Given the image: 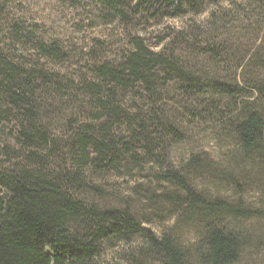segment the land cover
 Listing matches in <instances>:
<instances>
[{"label":"rangeland","instance_id":"obj_1","mask_svg":"<svg viewBox=\"0 0 264 264\" xmlns=\"http://www.w3.org/2000/svg\"><path fill=\"white\" fill-rule=\"evenodd\" d=\"M120 1V6L109 7L88 0H0V56L36 74L45 71L47 77L46 84L38 78L33 86L37 99L49 98L42 103L41 124L42 131L52 135L48 149L54 154L43 168L57 178L71 172L69 148L81 135V124L90 125V106L68 89L89 79L95 65L123 63L136 41L187 73H203L207 83L217 79L242 92L232 99L212 96L202 104L203 98L196 101L185 95L182 80L170 77L167 82L168 72L159 71L152 82L153 95L135 87L124 100L117 99L120 111L144 117L155 156L131 151L129 155L138 154L134 164L123 153L118 170L108 168L101 175L84 171L70 191L98 208L126 210L143 230L157 236L166 233L186 248L196 239L199 223L196 215L185 218L179 187L163 180L170 169L208 200L239 203L253 212L251 218L225 222L243 237L236 264H264V141L261 155L243 153L225 129L226 119L212 108L219 106L227 116V109L235 105L240 111L264 106V5L197 0L198 13L183 9L173 16L178 0ZM37 45L52 50L53 56L43 58ZM13 120L0 126V170L27 164V153L22 154L14 138L18 124ZM128 129L121 122L111 136L129 138ZM34 154L39 159L49 155ZM155 157L163 158L164 165ZM124 239L102 241L97 263L130 264L140 240L135 235Z\"/></svg>","mask_w":264,"mask_h":264},{"label":"trees","instance_id":"obj_2","mask_svg":"<svg viewBox=\"0 0 264 264\" xmlns=\"http://www.w3.org/2000/svg\"><path fill=\"white\" fill-rule=\"evenodd\" d=\"M88 1L109 7L121 5L120 0ZM254 4L264 5V1L250 0L249 5ZM197 6V0H178L173 16L183 9L189 10L188 14H196L199 12ZM133 45L134 51L123 63L95 65L90 69L89 79L84 78L76 84L77 87L72 84L68 89L86 100L85 106H90L91 112L86 119L90 125L81 124V135L69 148L74 169L59 178L43 168L54 154L48 149L52 135L43 132L41 124L45 114L42 103L46 104L49 98L37 99L33 86L38 78L43 84L47 83L45 71L36 74L0 56V126L15 118L13 121L18 125L14 138L21 145L22 154L27 153L25 166L0 170V264H99L96 257L102 241L117 242L131 235L139 238L140 245L130 264L238 262L243 237L226 226L225 220L248 219L254 216L253 212L239 203L208 200L170 169L164 171L163 180L179 187L183 192L185 218L196 215L199 223L196 239L186 248L166 233L157 236L143 230L126 210L98 208L70 191L71 186L80 182L84 171L101 175L108 168L118 170L123 153L129 155L131 151L143 150L155 156L145 135L144 117L120 111L117 99L120 96L124 100L126 93L135 87L153 95L152 82L159 71L168 72L164 78L167 82L170 77L182 80L186 84L185 95L194 96L196 101L203 98L202 104L212 101V96L232 99L242 92L240 88L217 79L207 83L203 73H187L165 55L153 53L136 41ZM36 48L43 58L53 56L52 50H45L41 45ZM55 85L63 90L61 83ZM263 107L240 111L235 105L234 109H227V116L219 106L212 108L226 119L225 129L229 130L243 153L261 155ZM97 122L103 123L92 128ZM121 122L129 126L130 137L113 139L112 129ZM34 152L49 155L39 159ZM137 158L138 154L129 155L131 163L137 164ZM155 161L160 166L165 163L163 158L155 157ZM72 191L76 190L73 188Z\"/></svg>","mask_w":264,"mask_h":264}]
</instances>
